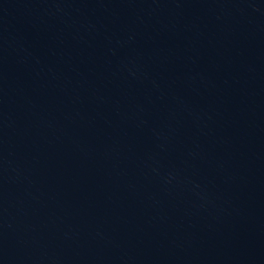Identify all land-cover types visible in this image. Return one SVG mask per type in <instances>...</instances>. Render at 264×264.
Returning <instances> with one entry per match:
<instances>
[{"label":"water","instance_id":"obj_1","mask_svg":"<svg viewBox=\"0 0 264 264\" xmlns=\"http://www.w3.org/2000/svg\"><path fill=\"white\" fill-rule=\"evenodd\" d=\"M0 264H264V0H0Z\"/></svg>","mask_w":264,"mask_h":264}]
</instances>
